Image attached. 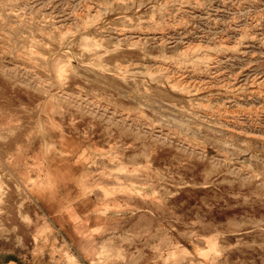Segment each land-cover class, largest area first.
<instances>
[{
	"label": "rangeland",
	"instance_id": "1",
	"mask_svg": "<svg viewBox=\"0 0 264 264\" xmlns=\"http://www.w3.org/2000/svg\"><path fill=\"white\" fill-rule=\"evenodd\" d=\"M0 264H264V0H0Z\"/></svg>",
	"mask_w": 264,
	"mask_h": 264
},
{
	"label": "bare ground",
	"instance_id": "2",
	"mask_svg": "<svg viewBox=\"0 0 264 264\" xmlns=\"http://www.w3.org/2000/svg\"><path fill=\"white\" fill-rule=\"evenodd\" d=\"M153 3V2H152ZM107 19V18H106ZM39 194H41L40 196L44 197V196H49L48 192L45 191V192H40Z\"/></svg>",
	"mask_w": 264,
	"mask_h": 264
}]
</instances>
